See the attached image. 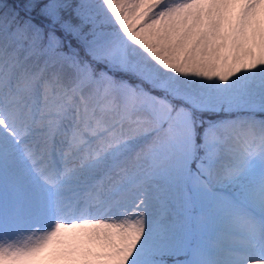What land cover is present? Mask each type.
<instances>
[{"label":"snow or ice","instance_id":"6c2138e0","mask_svg":"<svg viewBox=\"0 0 264 264\" xmlns=\"http://www.w3.org/2000/svg\"><path fill=\"white\" fill-rule=\"evenodd\" d=\"M0 264H264V0H0Z\"/></svg>","mask_w":264,"mask_h":264},{"label":"trees","instance_id":"16d2710c","mask_svg":"<svg viewBox=\"0 0 264 264\" xmlns=\"http://www.w3.org/2000/svg\"><path fill=\"white\" fill-rule=\"evenodd\" d=\"M6 3H12V0H5Z\"/></svg>","mask_w":264,"mask_h":264},{"label":"rangeland","instance_id":"374dc122","mask_svg":"<svg viewBox=\"0 0 264 264\" xmlns=\"http://www.w3.org/2000/svg\"><path fill=\"white\" fill-rule=\"evenodd\" d=\"M206 118H207V115H206Z\"/></svg>","mask_w":264,"mask_h":264}]
</instances>
